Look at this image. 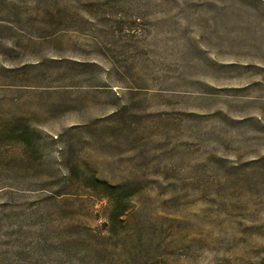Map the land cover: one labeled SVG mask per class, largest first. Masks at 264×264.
I'll return each mask as SVG.
<instances>
[{
    "label": "rangeland",
    "instance_id": "rangeland-1",
    "mask_svg": "<svg viewBox=\"0 0 264 264\" xmlns=\"http://www.w3.org/2000/svg\"><path fill=\"white\" fill-rule=\"evenodd\" d=\"M0 264H264V0H0Z\"/></svg>",
    "mask_w": 264,
    "mask_h": 264
},
{
    "label": "trees",
    "instance_id": "trees-1",
    "mask_svg": "<svg viewBox=\"0 0 264 264\" xmlns=\"http://www.w3.org/2000/svg\"><path fill=\"white\" fill-rule=\"evenodd\" d=\"M112 205H113V210H112V213H111V217L117 219L120 215L123 214L125 209L123 207H120V209L117 210L118 209V205H120V203H118V201H115V202L113 201Z\"/></svg>",
    "mask_w": 264,
    "mask_h": 264
}]
</instances>
